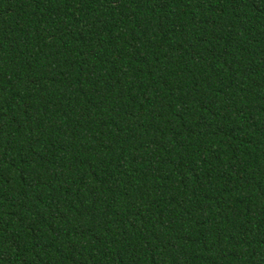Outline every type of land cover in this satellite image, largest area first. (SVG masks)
I'll use <instances>...</instances> for the list:
<instances>
[{
    "label": "trees",
    "instance_id": "trees-1",
    "mask_svg": "<svg viewBox=\"0 0 264 264\" xmlns=\"http://www.w3.org/2000/svg\"><path fill=\"white\" fill-rule=\"evenodd\" d=\"M0 264H264V0H0Z\"/></svg>",
    "mask_w": 264,
    "mask_h": 264
}]
</instances>
